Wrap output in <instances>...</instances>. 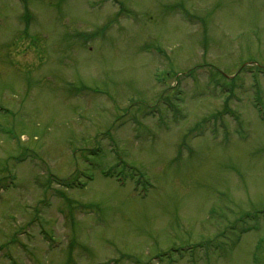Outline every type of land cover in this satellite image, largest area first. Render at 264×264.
<instances>
[{
	"label": "rangeland",
	"instance_id": "374dc122",
	"mask_svg": "<svg viewBox=\"0 0 264 264\" xmlns=\"http://www.w3.org/2000/svg\"><path fill=\"white\" fill-rule=\"evenodd\" d=\"M257 212L264 0H0V264H264Z\"/></svg>",
	"mask_w": 264,
	"mask_h": 264
}]
</instances>
